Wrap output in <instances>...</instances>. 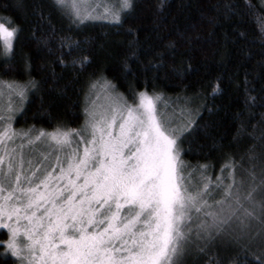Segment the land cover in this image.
<instances>
[{
    "label": "trees",
    "instance_id": "obj_1",
    "mask_svg": "<svg viewBox=\"0 0 264 264\" xmlns=\"http://www.w3.org/2000/svg\"><path fill=\"white\" fill-rule=\"evenodd\" d=\"M72 15L56 0H0V22L19 29L11 52L0 44V82L35 84L21 102L15 92L9 98L0 83L6 95L0 96V106L11 99L13 128L80 129L90 85L107 80L128 101L136 99L133 91L160 94L157 107L178 130L180 158L189 168L196 166L191 177L196 184L199 165L207 166L204 175L212 181L224 167L223 175L234 171L246 191L252 164L260 183L264 0H132L119 22H74ZM83 57V64L73 63ZM160 60L163 67L154 68ZM188 64L191 70L173 74V68ZM217 84L220 90L213 93ZM249 151L256 160H249ZM211 199H220V191ZM1 235L7 238L6 230ZM0 264H17L2 246ZM186 264H264V237L244 247L218 236L203 252L193 248Z\"/></svg>",
    "mask_w": 264,
    "mask_h": 264
},
{
    "label": "snow or ice",
    "instance_id": "obj_2",
    "mask_svg": "<svg viewBox=\"0 0 264 264\" xmlns=\"http://www.w3.org/2000/svg\"><path fill=\"white\" fill-rule=\"evenodd\" d=\"M56 3L60 7L65 0ZM131 6L132 0H121V9ZM93 17L94 10L72 15L74 22ZM101 18L119 22V10L105 6ZM18 30L0 22L5 53L13 50ZM157 65L162 68L163 61ZM0 83L7 84L9 98L15 92L21 102L27 87H35L31 81ZM219 90V84L213 87V93ZM132 95L138 103L122 102L116 94L107 106L86 107L80 129L18 130L11 126V99L7 108L0 106V225L9 234L0 246L17 264H186L193 248L203 252L218 236L244 247L264 237V167L256 184V165H251L246 191L234 171L223 175L224 167L212 181L204 175L207 166L199 165L200 184H194L196 166L189 168L180 158L178 130L157 107L160 94ZM26 145L31 152H25ZM248 155L257 159L252 151ZM217 190L220 199L209 202Z\"/></svg>",
    "mask_w": 264,
    "mask_h": 264
},
{
    "label": "rangeland",
    "instance_id": "obj_3",
    "mask_svg": "<svg viewBox=\"0 0 264 264\" xmlns=\"http://www.w3.org/2000/svg\"><path fill=\"white\" fill-rule=\"evenodd\" d=\"M97 5H100V6L97 7ZM120 5H121V0H65V3L63 4V6H65L67 8V10H69L72 14L76 10H79L81 13H83L87 10H94V17L92 19H101V16L104 13V7L105 6L108 7L110 11L111 10H119V15H120L122 10H123L120 8ZM109 19H111V18H109ZM3 23H5V22H3ZM5 24H7V23H5ZM91 85H90L89 94L87 97V107L93 106V104H95L96 106H107V104L109 103L108 98L110 96H115L116 94H121L115 88H112L111 87L112 84L107 80L96 81L95 87H91ZM6 90L9 92L7 84H6ZM148 94L152 95L150 93H148ZM3 96L5 97L6 95L3 94ZM7 100H8V97H7ZM0 101H2V99H0ZM124 101H126L129 104L138 103V96L136 97V99L134 101H128L124 96H122V102H124ZM7 106H8V104L6 106H3V107L7 108ZM16 143L20 144V143H22V141L19 138H17ZM178 146H179V144H178ZM38 147H39L40 151H47L48 150L45 145H39ZM179 148H180V146H179ZM25 152H31V148H29L27 145L25 146ZM33 156L37 160L39 159V157L36 156L35 153H33ZM192 182L194 184H196V182H194L193 180H192ZM209 202H210V200H209ZM200 218H204V217L201 216ZM195 223H198V220L196 218V213L194 212L193 213V224H195ZM234 225L237 226V224H234ZM256 227H258V225L255 222H253L251 225L252 230H255ZM3 230L4 231L6 230V232H7V238H4V235H1L0 241H7L9 239L8 230L3 228L2 225H0V232H2ZM193 235H194V233H193ZM9 252L11 253V251H9Z\"/></svg>",
    "mask_w": 264,
    "mask_h": 264
}]
</instances>
